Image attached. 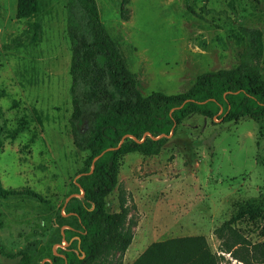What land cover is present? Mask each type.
<instances>
[{
	"label": "rangeland",
	"instance_id": "rangeland-1",
	"mask_svg": "<svg viewBox=\"0 0 264 264\" xmlns=\"http://www.w3.org/2000/svg\"><path fill=\"white\" fill-rule=\"evenodd\" d=\"M66 2L37 0L34 14L17 18V0H0V240L41 263L66 245L67 224L78 225L64 205L78 197L73 180L87 155L68 125ZM96 2L143 95L178 93L202 72L233 67L245 46L241 28L264 31V0H129L125 17L120 0ZM261 67L264 79V45ZM120 194L135 221L121 264L153 242L195 235L218 264H246L221 251L214 229L230 220L249 243L264 241V122L189 115L159 154L120 157L109 211H118ZM16 262L0 255V264Z\"/></svg>",
	"mask_w": 264,
	"mask_h": 264
},
{
	"label": "trees",
	"instance_id": "trees-1",
	"mask_svg": "<svg viewBox=\"0 0 264 264\" xmlns=\"http://www.w3.org/2000/svg\"><path fill=\"white\" fill-rule=\"evenodd\" d=\"M129 0H120L125 17ZM37 0H17L16 17L37 11ZM66 34L70 41L68 125L73 145L86 152L84 167L73 180V197L64 211L78 225L64 229L66 245L41 263L34 251H12L0 240V255L17 259L15 264H121L133 238L135 221L124 194L118 211H109L106 198L116 188L120 157L138 152L157 155L176 126L199 114L222 122L243 117L264 122V79L261 57L264 31L242 27L245 46L233 67L199 74L185 90L143 95L139 78L132 72L99 15L96 0H67ZM250 211L241 208L238 215ZM221 251L249 264L264 262V241L251 244L230 220L214 229ZM59 242V243H60ZM245 250L241 252L239 249ZM132 264H218L204 236H182L151 243Z\"/></svg>",
	"mask_w": 264,
	"mask_h": 264
},
{
	"label": "water",
	"instance_id": "water-1",
	"mask_svg": "<svg viewBox=\"0 0 264 264\" xmlns=\"http://www.w3.org/2000/svg\"><path fill=\"white\" fill-rule=\"evenodd\" d=\"M172 133V132H171Z\"/></svg>",
	"mask_w": 264,
	"mask_h": 264
}]
</instances>
